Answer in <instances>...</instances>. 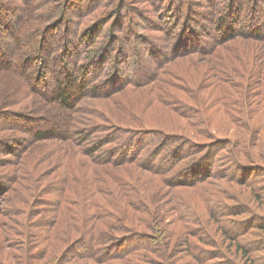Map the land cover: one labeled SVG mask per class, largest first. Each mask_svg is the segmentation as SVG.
<instances>
[{
  "label": "rangeland",
  "instance_id": "rangeland-1",
  "mask_svg": "<svg viewBox=\"0 0 264 264\" xmlns=\"http://www.w3.org/2000/svg\"><path fill=\"white\" fill-rule=\"evenodd\" d=\"M107 1L109 5L114 0ZM19 2L16 0L14 6H11L15 12L19 8ZM88 2L89 0H78L77 4L83 6ZM230 2L229 0H126L125 5H120V0H115L113 3L118 14L114 15L112 22L110 20L108 22L110 26L115 25L117 32L119 31L115 45L118 47L116 52L120 53V46L127 49L132 47L143 50L142 63H146L149 59L147 51L150 46L144 45L136 38L138 34L145 32L140 29L147 23L139 18V13L136 15L130 6L140 9L142 14L151 18L152 23L162 30V32H150V35H157V38L164 36L169 40L171 37L175 39L181 37L179 35L185 26L190 32H193V29L196 30L200 36L204 28L206 32L210 31L220 18H226L227 9L225 8ZM236 2L240 6L236 13L234 10L235 21L233 23L235 26L246 25L248 24L247 18L253 12L251 8L254 0H246L243 4L241 0ZM258 2L260 8H258L257 22L264 19V0H258ZM107 8L112 10L113 6L109 5ZM80 10L74 5L72 11L66 14L60 13L58 18L49 22L45 29V46L43 49L36 47L32 53L33 58L27 64V70L33 76V87L40 89L39 93L46 92L48 101H42L39 106L38 102L42 95L36 92L37 94L31 95L25 103L15 101L13 105L1 106L9 96L15 95V84L18 77L14 72H0V114L4 115L11 125H21L33 133L42 124L54 126L64 120L65 111L51 99L54 94L53 90L54 92L56 90L57 74L60 71V62L55 58L63 52L62 46L67 52L66 60L68 61L74 59L78 61L77 54L84 52L83 49L73 47L75 36L68 35L69 32L74 33L81 28V24L78 25V19L85 14L84 10L82 12ZM97 12L109 13L106 8ZM97 12L90 16H83V20L89 21V18L94 20L99 15ZM13 19L10 11L0 12V47L7 51L11 50L12 46L13 50L14 47L23 48L20 43V34L16 43L12 42L11 35L7 31L8 27L3 26L4 23L12 25ZM97 22L99 21L95 19L92 23ZM29 24L30 21L24 23L22 27L27 32L31 30L30 27L27 28ZM171 24L172 26H169ZM38 25L43 27L44 24L39 23ZM174 25L175 29H172ZM104 28L107 26L105 25ZM204 39L208 40V38ZM166 45L173 46L174 42ZM166 45H163V49L161 48L163 51ZM113 50L111 59L113 55H117ZM215 53L218 54L208 56L194 54L185 58L171 59L165 71L162 72L163 75L160 74L162 79L154 84L143 87L127 85L124 88L121 87V91L108 100L89 99L84 104V108L92 107L100 110L106 119H115V114L127 117L134 133L147 131V133H158L161 138L162 136L174 137L177 142L173 146L171 144V148H182L183 152L189 153V155L183 153V158L177 163L178 174L189 175L192 172L191 168H201L204 175V169L208 170L207 167H209L210 176L208 178L210 179L208 183L199 188L189 184L179 185L177 188L166 187L163 181L142 172V169H138L136 165L108 167L110 171L114 170L120 178H126L133 185H138L137 188L140 185L145 187L152 185L149 189L156 190L155 194H148L154 199L149 200L147 194H142L141 201L147 208L150 206L155 208L157 219L143 212L141 208L143 214L140 215V219L137 223L131 224L122 219L121 211L110 210L112 223L119 227L117 240L120 243L108 252L128 253L131 249L137 252L135 256L127 257L126 261H117V264H200L201 260L195 256L199 250H204L207 254L204 264H264V86L258 82L263 74L255 78L254 71H252L254 67H259L258 72L264 69V42H257L247 37H235L226 45H221ZM133 55V51L130 50L128 59ZM128 59L121 64L122 69H130ZM220 65L225 67L227 75L231 78L243 70V78H239L240 81L235 80L232 86L227 81L218 83L217 75L214 76V73H210L208 69ZM127 77L130 78L129 71L119 78L125 81ZM174 100H181L183 103L181 104L184 107L182 114H177L164 103ZM228 100L229 107L232 108L231 112L226 114L222 103ZM9 113L19 116L20 119L9 120L10 118L7 117ZM233 114L237 116L236 120ZM27 115L28 117L25 118ZM78 116L81 124L85 123V116L82 113ZM246 121L247 124L249 123L248 127L244 124ZM15 136L17 135L14 129L0 127V142L13 141L4 148L0 147V184H2L0 187V264H59L57 257L73 246L74 250L68 255L67 264H77L80 261L76 252L84 248L75 246V242L73 245H70L72 243L61 244L54 252L55 256H46L44 247L35 250L31 246L26 250L24 246L25 225L30 226L32 222L40 219V215L38 218L29 215L28 210L31 209L33 212L34 207L41 208L36 205L34 207L32 205L31 208L29 205L33 198L32 191L34 193L36 189L35 184L31 190L29 188L36 180H52L57 175L55 170L48 168L51 159H43L40 164H37L36 159L42 156V151L40 149L29 151L28 148L27 151H23L24 154L27 153L21 158L22 168H19L20 162L16 164V168L20 169L21 174L26 178H16L14 186H9L7 189L5 187L6 178L2 180V177L12 170L4 167L7 166L8 156L11 158V155L4 151L8 148L15 150L18 147L20 142L15 140ZM255 136L262 142L258 147H254ZM148 148L151 150L155 146ZM168 152V150L160 151L159 154L165 158ZM155 165L160 164L155 163ZM74 166L77 168V165L74 164ZM244 166L256 172L255 178L249 183H244L240 179L239 172ZM88 168L87 165L86 169ZM93 168L99 170V167ZM41 170L44 171L41 172ZM77 172L79 179L84 178L81 170ZM139 172L144 178L133 177ZM103 175L108 182L113 181L110 174L103 172ZM229 175L237 176L238 179H229L227 177ZM9 176L14 177V172ZM146 176H150V179L147 180ZM93 177H95L94 173L91 178ZM89 179L90 171L86 176V180L89 181ZM75 184H78V181ZM42 188L38 187L39 190ZM140 189L146 190L141 187ZM176 205H181L180 207L185 209V215H188L182 220L183 223L178 220L180 207L176 211ZM212 208L218 214L220 213L218 224L212 221L213 217L216 220V215L210 213ZM3 211L7 213V216L1 215ZM223 212L224 216L221 215ZM152 221L157 228L156 231L149 228L148 223ZM220 228L224 235L220 232ZM35 233L38 236L43 235L45 227H37ZM193 243L195 248L190 249ZM238 248L245 249L246 254L244 250L239 252ZM39 249L40 251L37 252Z\"/></svg>",
  "mask_w": 264,
  "mask_h": 264
},
{
  "label": "trees",
  "instance_id": "trees-1",
  "mask_svg": "<svg viewBox=\"0 0 264 264\" xmlns=\"http://www.w3.org/2000/svg\"><path fill=\"white\" fill-rule=\"evenodd\" d=\"M19 1V8L15 12L13 10L14 8L11 6H14L16 0L15 2L14 0H0V12H6L8 10L13 14L14 18L12 25L4 23L3 26L8 27L7 31L11 35L10 39L13 40H11L12 42L16 43V39L20 34V43L22 45L21 47H23L21 49L14 47L13 50L12 46V49L8 51L0 47V72H14L18 77L15 84V95L9 96L8 100L3 102L1 106L13 105L15 101L25 103L31 95L40 92V89H36V86L33 87V76L32 73L27 70V64L31 61V58H33L32 53L34 49H36V47L37 49H43L45 46V29L49 22L58 18L60 13L66 14L72 11V6L74 5L80 8L81 12L84 10V14L88 16L104 8L109 12L107 14L97 12L99 15L94 18V20L97 19L99 22L95 24L92 23L94 20L91 18H89V21H84L83 16L85 15H83L81 19H78V25L81 24V28L77 27L78 30L74 33L73 31L69 32V36H75L73 47L79 50L83 49L84 51L82 54H77L76 57L78 61L76 59L72 61L66 60L67 52L64 50V46H62L63 52L59 53L55 58L57 59L56 61L59 60L60 62V71L57 74L58 82L56 90L55 92L53 90L52 93L54 94L51 99L56 102L59 108L65 111L66 115L62 122H58L54 126H48L47 124L45 126V124H42L38 127L37 131L31 133L29 129H24L21 125H11L4 115L0 114V127L14 129L17 136H15L16 139H12L20 142L15 150L8 148V150L4 151L6 154L11 155V158L8 156L7 166L4 167L6 169H12L6 172L2 177V180L6 178L7 181L5 187L8 189L9 186H14L16 178H26V176L21 174L20 169L16 168V164L20 162L19 168H22L21 158L27 153L24 154L23 151H27L28 148L29 151L35 149H40L42 151V156L36 159L37 164H40L43 159H51L48 168L55 170V174L57 175L52 178V180H36L29 188V190H31L32 186L35 184L36 189L34 193L32 191L33 198L29 205L31 208L32 205L33 207L36 205L41 208L34 207L33 212L31 209L28 210L29 215L33 217L36 216L37 218L40 215V219L38 218V220L32 222L30 226L25 225V233L23 234L25 238L24 246L26 250L31 246L34 247L35 250L44 247L46 256H55L54 252L58 250L61 244L72 243L70 245H73L75 242V246L84 248L76 252L78 260L80 261L77 264H117V261H126L127 257L136 255V250L131 249L128 253L123 251L108 252L120 243V241L117 240V231L119 227L117 224L112 223L110 210L121 211L122 219L131 224L137 223L138 219H140V215L143 214L141 208L143 212L157 219L155 208L153 206L147 208L145 203L141 201L142 194H147L149 200L154 199L150 198L148 194H155L156 190H150L152 185H147V183L144 184L149 187L140 185L139 188H137L138 185H133V183L129 182L126 178H120L114 170L112 172L108 167L119 168L128 165H136L138 169H142V172L151 177L160 179L166 187L171 188H177L179 185L186 184L194 186L195 188L203 187L210 179L208 178L210 176L209 167H207L208 170H206V168L204 169V175L201 168H191L192 172L191 174L189 173V175L178 174L176 170L177 163L183 158V153L186 155H189V153L183 152L182 148H171L170 145L172 144L173 146L174 143L177 142L174 137H165L161 135V138L158 133H147V131L134 133L133 127L130 126L131 122L127 117L115 114V119H106L100 110L92 107L84 108V104L89 99L96 101L108 100L114 97V94L121 91V87L124 88L127 85L131 87H143L154 84L162 79L160 74L163 75L162 72L165 71V67L171 59L185 58L194 54L205 56L210 54L217 55L218 53H215L216 50L219 49L221 45H226L231 42L235 37H247L257 42H264V19H260L258 22L256 21L258 18V8H260L258 5L259 2L258 0H254V5L251 8L253 12L252 15L247 18V26H235L233 23V21H235L233 16L234 10L236 13L240 4L236 2L238 0H229L231 2L229 6L225 8L227 9L225 13L226 18H220L210 31L206 32L204 28L202 30L203 36H200L194 29L193 32H190L188 27L185 26V28H182L179 35L181 37L177 39L171 37L169 40L164 36L160 37V39L157 38V35H150V32H162V30L157 28L158 26H156L155 23H152L151 18L142 14V11H139L140 9H135L130 6V9L136 15L139 13L138 17L147 23L140 29V31L145 32H142L141 35L138 34L136 37L144 45L150 46V49L147 51L149 59L146 60V63H142L143 50L132 47L131 49H127L124 46H120V53L116 52L118 47L115 45L119 37V31L117 32L115 25L110 26L108 22L109 20L112 22L114 15L118 14V12L115 11V4L113 3L115 0H111L112 2L109 0L111 2L109 5L113 6L112 10L107 8L109 6L107 0H89V2L83 6L77 4L78 0ZM244 1L246 0H241V4H243ZM120 2V5H125L126 0H120ZM29 21L30 24L27 28L30 27L31 30L27 32L22 27L24 23H29ZM39 23H43V27H40L38 25ZM105 25L107 28H104ZM169 26H172V24ZM172 29H175V25ZM120 33L123 34L122 32ZM204 38H208V40ZM213 41L215 42L212 43ZM169 42H174V45H166ZM163 45H166L164 51L162 50ZM24 46L27 47L24 48ZM112 50L114 53L116 52L115 54L117 55H113L111 59ZM130 50L133 51L134 55L132 58L130 57V59H128ZM159 52L160 54H158ZM263 58L260 57V59ZM127 59L131 67L128 70L127 68L122 69L120 66ZM170 63L171 62H169V64ZM125 65L128 64L125 63ZM258 68L259 67H254L252 70L254 71L253 76L258 78L259 75L263 74L258 82L264 86V69L260 66L262 70L258 72ZM208 70L210 73H214V76L217 75L216 79L218 83L227 81L231 86L235 83V80L240 81L239 78H243V70L238 72L235 77L232 76L231 78L227 75L226 69L222 65L216 68L211 67ZM128 71L130 72V78L127 77L128 79L125 81L123 78L121 80L120 78L123 74L128 73ZM252 71L248 72L251 73ZM219 77L222 78L219 79ZM211 78L214 77L211 76ZM39 94L42 95L38 102L40 106L42 101H48L49 98L46 92H41ZM223 99H225V97ZM164 103L177 114L183 113L184 107L181 105L183 104L181 100ZM222 104L226 114L231 112L232 107H229V100ZM22 105L25 106V104ZM260 110L258 112H260ZM33 113H35V111ZM81 113L86 118L83 124H81L78 116ZM233 116L234 120H236L237 116L235 114H233ZM7 117L12 121V119H17L19 116H14V114L9 113ZM27 117L28 115L25 118ZM247 121L244 123L246 127L249 126ZM139 128L145 129L143 127ZM9 140L11 139L9 138ZM253 140L254 147H258L262 143L260 138L256 136ZM5 141L0 142V147L4 148L13 142L4 143ZM151 146H155V148L150 150L148 147ZM20 149L21 151H19ZM166 150L169 151V154L167 157L162 158L159 152H164ZM245 155H247V153ZM155 163H159L160 165L156 166ZM74 164L77 165V168ZM231 164H233L232 161ZM87 165L89 167L88 169H86ZM93 167H99V170ZM244 168L242 167L240 169V179L244 181V183H249L255 178L256 172L249 170L248 167ZM79 170L84 173V178L82 179L78 177L77 171ZM101 170L106 174H110L113 181L108 182L105 180ZM42 171L44 170H41V172ZM89 171L90 179L88 181L86 180V176ZM12 172H14V177L9 176ZM93 173L95 177L91 178ZM130 174H133V172H130ZM150 176H146L147 180L150 179ZM133 177L144 178L140 172L136 173ZM227 177L229 179H238L237 176L232 175ZM76 181H78V184H75ZM91 181H93V183H90ZM36 185L43 187L42 190H39V186L37 187ZM1 186L2 184H0V187ZM140 187L142 189L146 188V190L142 191ZM180 206L181 205H176V211ZM188 209L187 211L193 214L192 211ZM210 213L216 215V220L215 217L211 219L218 224L217 220L220 213L218 214V212H215L213 208ZM1 215L7 216V213L3 211ZM221 215L224 216L225 213L223 212ZM187 216L188 215H185V209L180 207L178 211V220L183 223L182 220ZM148 224L149 228H152L154 231L157 230L154 221ZM39 226L45 227V233L38 236L35 230ZM56 226L57 228L55 229ZM87 227H89V229ZM220 232L224 235L221 228ZM189 243L191 244L192 242L190 241ZM194 248L195 244L190 246V249ZM73 250L74 246L58 256L57 261H59V264H67L68 255L72 253ZM241 250L242 249L238 248L239 252ZM243 250L246 254V250ZM39 251L40 249L37 252ZM206 255L204 250H199L195 253V256L201 260L200 264H204V258L207 257Z\"/></svg>",
  "mask_w": 264,
  "mask_h": 264
}]
</instances>
